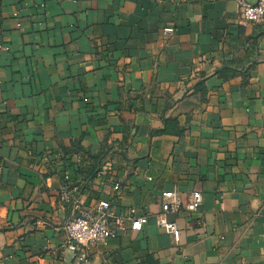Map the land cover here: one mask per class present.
Returning a JSON list of instances; mask_svg holds the SVG:
<instances>
[{"label":"crops","instance_id":"0c3cea01","mask_svg":"<svg viewBox=\"0 0 264 264\" xmlns=\"http://www.w3.org/2000/svg\"><path fill=\"white\" fill-rule=\"evenodd\" d=\"M239 17L233 0H0V264L73 263L65 174L82 209L149 218L87 264H264V22ZM77 145L85 172L108 150L87 182ZM172 191L203 196L168 217L178 243L155 224Z\"/></svg>","mask_w":264,"mask_h":264},{"label":"built area","instance_id":"2783aa9c","mask_svg":"<svg viewBox=\"0 0 264 264\" xmlns=\"http://www.w3.org/2000/svg\"><path fill=\"white\" fill-rule=\"evenodd\" d=\"M239 7V22L245 24H259L264 22V0H233ZM174 29H165V35H171ZM2 47L0 46V50ZM70 179L65 174V181ZM119 185L114 191L119 193ZM78 189H71L63 183L60 191V201L68 204L78 212L65 225L67 234V249L74 253L72 264H87L89 262L88 250L98 244L124 235L128 231H141L148 224L146 215H139L136 209H130L126 214H120L116 203L98 201L89 209H82L78 196ZM203 206V196L199 192L191 195L187 204H184L178 192L172 191L164 194L161 203V213L156 216V226L169 235L173 242L178 243L181 231L178 225L169 221L170 215H179L183 212L195 213Z\"/></svg>","mask_w":264,"mask_h":264},{"label":"trees","instance_id":"16d2710c","mask_svg":"<svg viewBox=\"0 0 264 264\" xmlns=\"http://www.w3.org/2000/svg\"><path fill=\"white\" fill-rule=\"evenodd\" d=\"M168 128L166 130H163V131H159V132H156L154 133V135H161V134H165V133H168ZM82 151V149L77 145L74 147V149H72L71 151L69 152H66L64 154V156H68L67 159H65V163L69 166H72V167H75V165L71 162V158L73 157V155H76L78 153H80ZM108 154V150L105 151L103 150V152H101V154H99L98 156H95V157H92V160H93V166L89 169V171L85 172L84 169H83V166L82 165H77L75 168H76V171L78 174H84L85 175V180L86 182L93 179L94 177L97 176V174L100 172V170L102 169V166H103V163L105 162V159H106V155ZM62 180H63V183H67L69 187H73V186H79L78 184H76L75 182H73V180L69 179L68 182L65 181V175L62 176ZM73 182V183H71ZM72 184V186H71ZM83 188H79V191L82 190Z\"/></svg>","mask_w":264,"mask_h":264}]
</instances>
